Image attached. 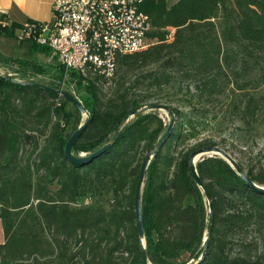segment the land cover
Masks as SVG:
<instances>
[{
	"label": "trees",
	"instance_id": "trees-1",
	"mask_svg": "<svg viewBox=\"0 0 264 264\" xmlns=\"http://www.w3.org/2000/svg\"><path fill=\"white\" fill-rule=\"evenodd\" d=\"M141 9L150 19L152 44L119 55L109 79L68 73L90 115L73 142V155L87 157L107 145L86 161L64 157L69 137L87 119L81 122L80 111L66 97L0 76L1 264H143L136 182L145 154L169 122L154 111L125 120L165 89L182 90L185 83L187 92L191 87L200 96L230 90L237 97L230 114L239 126L264 124V90L259 91L264 85V0H177L170 5L145 0ZM0 19H5L0 23L5 37H17L25 24ZM25 40L31 52H49ZM0 63L22 71L21 77L44 73L33 61L0 55ZM62 75L58 64V80ZM169 108L174 124L147 166L140 200L150 264H183L175 262L183 252L193 258L208 219L188 156L216 143L203 138L175 151L176 141L193 135L187 116ZM238 164L253 183L264 186V168ZM196 171L213 212L197 264H264V191L245 183L218 155L197 161ZM85 197L106 199L108 205H75Z\"/></svg>",
	"mask_w": 264,
	"mask_h": 264
},
{
	"label": "built area",
	"instance_id": "built-area-1",
	"mask_svg": "<svg viewBox=\"0 0 264 264\" xmlns=\"http://www.w3.org/2000/svg\"><path fill=\"white\" fill-rule=\"evenodd\" d=\"M145 0H54L50 21L25 23L18 38L32 39L57 57L63 68L61 82L70 71L82 77L94 73L109 79L117 57L150 44L151 23L141 9ZM172 4L177 0H157ZM89 197L75 205L86 206Z\"/></svg>",
	"mask_w": 264,
	"mask_h": 264
},
{
	"label": "rangeland",
	"instance_id": "rangeland-1",
	"mask_svg": "<svg viewBox=\"0 0 264 264\" xmlns=\"http://www.w3.org/2000/svg\"><path fill=\"white\" fill-rule=\"evenodd\" d=\"M0 23H5V19H0ZM19 32L20 30L17 31V36ZM24 41L26 40L24 39ZM153 41L154 40H150L151 43ZM32 58L34 63L44 69V73H30L26 74L25 77H21L20 75H22V71L19 70L18 72H15L14 66L0 63V74L13 76L21 82L28 80L45 86L57 85L59 89L68 91L75 97L81 94L82 91L80 88L70 81L69 77L63 82L58 80L56 77V71L58 68L57 57L53 58L51 51H35ZM185 87L186 84L184 83V85H182V90L176 91L175 88L165 89L155 95L146 104H159L169 110V107H177L191 122L192 127L190 126L189 129L193 137L188 138L187 140L182 139V141H176L173 144L175 151H178L181 146H184L187 143H192L203 138H209L216 143L215 147H218L225 152L239 167L240 165L238 162L243 166L264 168V124L260 126L256 125L250 129L239 126V122L234 120V116L230 114L232 103H234L237 98L234 96V92L225 90L210 96H200V94L193 92L191 87H189V92H187ZM260 90H264V85L259 87V91ZM166 108H149L143 112L154 111L165 123H168L171 120V115ZM135 115L129 114L125 122L133 119ZM85 119L86 114L82 113L81 122ZM180 130L181 133H185L187 131V126L182 124ZM52 188H55V185H53ZM96 201L102 202L105 206L108 205L107 200L101 198L100 200L89 198V203L87 205H92ZM142 243L144 244V239L142 240ZM188 257V253L183 252L175 262H182L183 264L193 263L194 257L191 259H188ZM148 264L150 263L148 262Z\"/></svg>",
	"mask_w": 264,
	"mask_h": 264
},
{
	"label": "water",
	"instance_id": "water-1",
	"mask_svg": "<svg viewBox=\"0 0 264 264\" xmlns=\"http://www.w3.org/2000/svg\"><path fill=\"white\" fill-rule=\"evenodd\" d=\"M0 76H5L8 79L14 81V82H18V83H29V84H34L36 86L42 87V88H46L50 91H53L55 93H57L58 95H62L64 97H66L79 111L80 113H85L86 114V120L72 133V135L69 137L67 143L65 144L64 147V157L71 161L72 163H79L82 161H86L87 159L93 157L94 155H96L97 153L101 152L102 150L105 149V147L107 145H104L101 149H99L97 152L85 157V153H80L79 156H75L72 153V146H73V142L75 141V139L78 137V135L80 134V132L83 130V128L86 126V124L88 123L89 119H90V115L87 112V110L85 109V107L82 105L81 101L75 97L72 93H69L68 91H65L63 89H57V88H52L49 86H45L43 84H39V83H35V82H21V81H15L13 80L12 76L10 75H1ZM166 108L164 106H161L159 104H149V105H144L139 109L133 110L132 112H130L129 114L135 115L139 112H143L146 109H157V108ZM168 113L171 115V120L166 128L165 133L162 135V137L159 139L158 143L156 146H154L150 151H148L145 156L144 159L142 161L141 167H140V172L137 178V182H136V188H135V213H136V225H137V232H138V237L140 240V246H141V255H142V263L143 264H148V258H147V254L145 251V247L144 244L142 243V240L144 238V225H143V219H142V214H141V191H142V186H143V181H144V177H145V173H146V169L147 166L151 160V158L153 157V155L155 154V152L162 146L163 142L168 138L169 133L172 129V126L174 124V115L172 114V112L166 108ZM127 123V121L125 122V124ZM123 127V125L119 126V130ZM213 155H220L223 159L227 160V162L237 171V173L241 176V178L244 180L245 183H247L249 186L259 190V191H264V186H259L255 183H253L245 174L244 170L242 168H240L225 152H223L221 149H219L218 147L215 146H205L202 148H198L196 150H194L192 153H190V155L188 156V163H189V167H190V172L191 175L194 179V181L196 182L197 186L201 188L202 192L204 193L205 199L207 201V205H208V219H207V224H206V229H205V234H204V238H203V242L202 245L200 247V249L198 250V252L196 253V255L194 256V260L192 264H197L203 257L205 250H206V246H207V242H208V238H209V234L211 231V225H212V205H211V201H210V196L209 193L205 187V185L203 184V182L200 180V178L198 177L197 171H196V163L197 161L203 159L204 157H211ZM196 160V161H195Z\"/></svg>",
	"mask_w": 264,
	"mask_h": 264
},
{
	"label": "crops",
	"instance_id": "crops-1",
	"mask_svg": "<svg viewBox=\"0 0 264 264\" xmlns=\"http://www.w3.org/2000/svg\"><path fill=\"white\" fill-rule=\"evenodd\" d=\"M53 2L54 0H0V15L10 22L21 24L27 21H50ZM34 53L30 51L29 43L24 39L0 36L1 56L33 61ZM3 240L4 235L0 222V243Z\"/></svg>",
	"mask_w": 264,
	"mask_h": 264
},
{
	"label": "bare ground",
	"instance_id": "bare-ground-1",
	"mask_svg": "<svg viewBox=\"0 0 264 264\" xmlns=\"http://www.w3.org/2000/svg\"><path fill=\"white\" fill-rule=\"evenodd\" d=\"M12 78H13V80H15V81H18L16 78H14L13 76H12ZM196 161V160H195Z\"/></svg>",
	"mask_w": 264,
	"mask_h": 264
}]
</instances>
